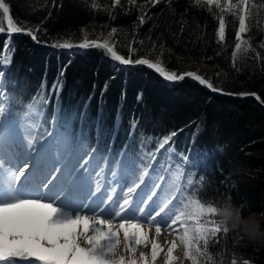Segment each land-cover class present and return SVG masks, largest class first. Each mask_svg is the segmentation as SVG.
I'll return each instance as SVG.
<instances>
[{
  "label": "trees",
  "instance_id": "16d2710c",
  "mask_svg": "<svg viewBox=\"0 0 264 264\" xmlns=\"http://www.w3.org/2000/svg\"><path fill=\"white\" fill-rule=\"evenodd\" d=\"M6 2L18 23L40 28L36 32L40 42L23 34L0 33V61L10 57L6 68L0 63V71L5 72L7 92L20 100L13 104L17 131L35 121L40 132L65 133L73 142L83 136L90 149L111 146L113 152L130 133L134 143L151 152L162 137L174 132L170 141L174 152L190 155L195 179L204 178L197 198L217 207L230 201L244 217L264 214V107L252 98L220 93L249 89L264 101V23L259 17L252 16L250 30L243 34L251 48L234 60L238 20L226 17V38L221 42L219 10L209 12L194 0L158 4L143 25L139 14L146 0L135 5L121 0L115 6L114 0ZM83 32L92 37L110 34L118 54L132 60L158 57L177 74L187 64L201 63L212 71L210 82L221 91L210 92L188 78L166 81L146 65L124 67L101 49L71 53L41 46L75 43ZM33 101L47 122L24 115ZM54 114L59 117L55 127ZM161 152L165 159L158 158L157 163H166L167 153ZM209 253L215 264H225L230 254L235 264H264V240L230 230L218 234Z\"/></svg>",
  "mask_w": 264,
  "mask_h": 264
},
{
  "label": "snow or ice",
  "instance_id": "6c2138e0",
  "mask_svg": "<svg viewBox=\"0 0 264 264\" xmlns=\"http://www.w3.org/2000/svg\"><path fill=\"white\" fill-rule=\"evenodd\" d=\"M136 2L128 0L131 5ZM160 2L146 0L153 6ZM120 4L121 0H114V6ZM194 4L207 6L209 12L219 10L221 42L226 38V17H235L238 30L232 56L235 60L238 53L249 51L251 45L243 34L250 30L253 10L258 15L264 4L255 0H194ZM146 16L139 17L141 25ZM38 31L39 26L18 23L9 3L0 0V33L7 32L9 37L25 33L40 42ZM51 46L101 49L121 65H146L166 81L190 77L213 92L221 91L196 72L177 74L161 63L125 58L107 38L84 39L78 45L66 40ZM9 62L10 57L0 61ZM4 77L0 71V264H157L162 253L164 264H182L183 260L215 264L209 245L229 229L213 218L219 217L217 206L197 198L204 178L195 179L190 155L174 152L170 141L176 133L162 137L151 152H145L142 143H134L131 133L115 152L111 146L90 149L83 136L73 142L65 133L40 132L35 121L22 125L18 133L13 104L20 100L7 92ZM240 95L261 99L255 93ZM33 114L43 117L35 101L24 113ZM52 120L54 127L58 125L57 114ZM135 126L133 122V132ZM161 150L167 153L166 163H157L158 158L165 159ZM162 226L164 231L171 230L169 234L175 233L174 239L166 241V250L159 242ZM153 228L154 235H150ZM149 247L150 253L143 250ZM177 249H182V258L175 254Z\"/></svg>",
  "mask_w": 264,
  "mask_h": 264
},
{
  "label": "clouds",
  "instance_id": "9594fccd",
  "mask_svg": "<svg viewBox=\"0 0 264 264\" xmlns=\"http://www.w3.org/2000/svg\"><path fill=\"white\" fill-rule=\"evenodd\" d=\"M218 215L222 225L229 231H236L250 240H264V214L257 216L251 213L244 217L240 207L227 201L218 207Z\"/></svg>",
  "mask_w": 264,
  "mask_h": 264
},
{
  "label": "rangeland",
  "instance_id": "374dc122",
  "mask_svg": "<svg viewBox=\"0 0 264 264\" xmlns=\"http://www.w3.org/2000/svg\"><path fill=\"white\" fill-rule=\"evenodd\" d=\"M163 0H161V2H162ZM169 0H164L163 1V3H167ZM255 2H257V3H260V4H264V0H255ZM162 3V4H163ZM151 5L152 4H150V3H148L147 5H146V7H145V9L144 10H142L141 12H140V14H139V17L140 16H142V15H144L145 13H146V10L148 9V8H150L151 7ZM153 6V5H152ZM254 11V14H255V12H256V10L254 9L253 10ZM256 15V14H255ZM257 17H259L261 20H262V22L264 23V8H260L259 9V12H258V15H256ZM5 33H7V32H5ZM8 34V33H7ZM25 35L26 36V34L25 33H20V34H11V36L10 37H13V36H16V35ZM9 35V34H8ZM27 37H29L30 39H31V37L30 36H27ZM105 38H107L108 40H109V43H110V45H112L113 46V40H112V38H111V35L110 34H107V35H105V36H102V35H96V36H89L86 32H83L82 34H81V37H80V39L77 41V42H75V43H73V44H79V43H81V42H83L84 41V39H88L89 41H91V40H100V41H102L103 39H105ZM32 40V39H31ZM33 41V40H32ZM33 42H35V41H33ZM60 42H64V41H60ZM137 42V40L136 39H134V40H132V44H135ZM56 43V42H55ZM72 43V42H71ZM52 44H49V45H44V44H41V46H45L46 48H54V47H52L51 46ZM75 48V47H74ZM73 48V49H74ZM65 50H69V49H65ZM71 50V49H70ZM80 50H83V49H80ZM78 52V51H77ZM75 53V52H74ZM141 58H144V59H148V60H150L151 62H154L155 60H157L158 61V63H160V61H159V58L158 57H154V58H148V57H145V56H138L135 60H137V59H141ZM2 61V60H1ZM1 64H3V65H5V68H6V64H4V63H1ZM189 71H192V72H196L198 75H200V76H202L204 79H207V80H209L210 81V77H211V71H209L208 69H205L204 67H202V66H200V65H198V64H193V63H191V64H187V65H185L184 67H182V74L183 73H185V72H189ZM198 82V81H197ZM220 93H222V94H226V95H238V94H241V93H253L251 90H249V89H243V90H240V91H237V92H231V91H221ZM18 133H22V130H18ZM50 138V137H49ZM174 228H176V227H178V226H173ZM162 230H163V226H162ZM170 232H171V230H169ZM171 237H174L175 236V233L173 232L172 234H169ZM144 251H146V252H149L150 253V247L148 248V249H143ZM229 257H230V261H231V264H234V259H233V257H232V254H230L229 255ZM228 257V258H229ZM228 258H227V260H228ZM164 261V254L162 253L161 254V256L158 258V260H157V264H160V263H162Z\"/></svg>",
  "mask_w": 264,
  "mask_h": 264
},
{
  "label": "bare ground",
  "instance_id": "6f19581e",
  "mask_svg": "<svg viewBox=\"0 0 264 264\" xmlns=\"http://www.w3.org/2000/svg\"><path fill=\"white\" fill-rule=\"evenodd\" d=\"M163 1H164V0H163ZM151 6H152V5H151ZM153 63H158V61L155 60ZM195 64H198V65L204 67L201 63H195ZM204 68H205V67H204ZM205 69H207V68H205ZM209 71H210V70H209ZM211 73H212V71H211ZM211 75H212V74H211ZM176 228H178V227H176ZM169 232H170L169 230H167V231L162 230V235H161V237H160V239H159V242H160L161 245L165 248V250H166V248L169 246V245L166 243V241H171L172 239L175 238V236H174V237H171V236L169 235ZM150 235H154V228L152 229V233H150ZM177 243H179V241H177ZM121 251H123V249H121ZM175 254L178 255V256H181V258H182V249H177V251H176ZM160 264H164V261H163L162 263H160ZM178 264H179V262H178ZM182 264H190V262H189V261H186V260H183V261H182ZM225 264H231L230 257H229L228 260L225 262Z\"/></svg>",
  "mask_w": 264,
  "mask_h": 264
},
{
  "label": "water",
  "instance_id": "95a60500",
  "mask_svg": "<svg viewBox=\"0 0 264 264\" xmlns=\"http://www.w3.org/2000/svg\"><path fill=\"white\" fill-rule=\"evenodd\" d=\"M162 3H163V1L160 2L159 4H162ZM157 5H158V4H156L155 6H151L150 8H148V9L146 10L147 16L145 17V19L151 15L153 9H154ZM26 36H28V35H26ZM79 50H80L79 48H74V49H71L70 52H71V53H74V52H77V51H79ZM159 61H160V59H159ZM123 66H124V67H129V65H123ZM166 70H167V69H166ZM206 89L209 90L210 92H213L212 90H210V89H208V88H206ZM213 93H217V92H213ZM234 98H252V99H254L258 104H260L262 107H264V102H262L261 100H257L256 97H255V96H252V95H244V96H242V95L238 94V95H234Z\"/></svg>",
  "mask_w": 264,
  "mask_h": 264
}]
</instances>
